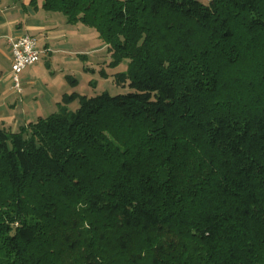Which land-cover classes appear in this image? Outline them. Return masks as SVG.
I'll return each mask as SVG.
<instances>
[{"label": "trees", "instance_id": "16d2710c", "mask_svg": "<svg viewBox=\"0 0 264 264\" xmlns=\"http://www.w3.org/2000/svg\"><path fill=\"white\" fill-rule=\"evenodd\" d=\"M42 2L129 91L0 129V264H264V0Z\"/></svg>", "mask_w": 264, "mask_h": 264}, {"label": "crops", "instance_id": "0c3cea01", "mask_svg": "<svg viewBox=\"0 0 264 264\" xmlns=\"http://www.w3.org/2000/svg\"><path fill=\"white\" fill-rule=\"evenodd\" d=\"M42 4V0L36 6L31 0H0V129L3 130L17 131L49 112H57L64 95L81 93L82 83L76 78L80 68L85 75L88 70L96 71L87 54L107 49L96 31L81 23L70 24L59 12L47 11ZM27 34L38 39L42 55L39 62L24 70L23 91L17 94L11 88L9 38ZM100 56L95 60L97 63ZM79 59L84 60L82 65ZM72 103L75 107H69L75 109L78 105Z\"/></svg>", "mask_w": 264, "mask_h": 264}, {"label": "rangeland", "instance_id": "374dc122", "mask_svg": "<svg viewBox=\"0 0 264 264\" xmlns=\"http://www.w3.org/2000/svg\"><path fill=\"white\" fill-rule=\"evenodd\" d=\"M203 1L208 2L209 0H203ZM59 14L64 16L62 13H59ZM82 26L93 29L94 31H96L94 28L88 27L84 24H82ZM94 45H95V43H94ZM96 53H97V55H95ZM92 54H94L96 57ZM100 55H102V56H100ZM87 56H89V59L91 60V62L94 63L93 68L96 71L93 72L92 70H88V71L86 70L87 73L85 75V73L83 72V68H80V72L78 70L79 73L76 76V78L81 80L82 84L79 88L81 93L88 94V95H94L95 93H99V92L108 90L112 94H119V93H126L129 91L128 87H118L114 83L111 75L103 76V74L101 72V70H104L107 74H112L114 72H125V71H127V68H128V61L127 60L122 61L116 67L110 66L109 63L111 62L112 59H111L107 49H106V51L104 50V51H100V52L89 53V54H87ZM91 56H93V57H91ZM98 56L102 57L100 59V63H97V61H95ZM79 61H80L81 65L84 62L83 59H79ZM90 80L93 81V84H91V85L89 83ZM75 104L79 106L78 101H75ZM78 106L75 109H77ZM70 107L74 108L75 105L73 103H71ZM50 114H51L50 112L47 113V116Z\"/></svg>", "mask_w": 264, "mask_h": 264}, {"label": "built area", "instance_id": "2783aa9c", "mask_svg": "<svg viewBox=\"0 0 264 264\" xmlns=\"http://www.w3.org/2000/svg\"><path fill=\"white\" fill-rule=\"evenodd\" d=\"M38 44V39L29 34L17 38H9L11 88L17 94H21L23 91L22 74L24 70L40 61L42 50H40Z\"/></svg>", "mask_w": 264, "mask_h": 264}]
</instances>
